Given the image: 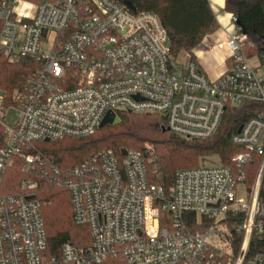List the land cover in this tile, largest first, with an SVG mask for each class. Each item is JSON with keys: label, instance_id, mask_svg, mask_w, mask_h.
I'll list each match as a JSON object with an SVG mask.
<instances>
[{"label": "built area", "instance_id": "2783aa9c", "mask_svg": "<svg viewBox=\"0 0 264 264\" xmlns=\"http://www.w3.org/2000/svg\"><path fill=\"white\" fill-rule=\"evenodd\" d=\"M236 23L231 15L224 72L209 79L195 60L171 54L153 13L117 0H0V62L36 66L11 95L0 90V264H264V64L247 54ZM244 102L262 109L230 138L242 152L228 167L176 171L168 190L155 182L146 145L101 151L65 171L36 147L89 137L120 112L157 116L177 138L207 140L227 107ZM13 168L25 178L10 191ZM42 182L65 188L89 245L48 251Z\"/></svg>", "mask_w": 264, "mask_h": 264}, {"label": "trees", "instance_id": "16d2710c", "mask_svg": "<svg viewBox=\"0 0 264 264\" xmlns=\"http://www.w3.org/2000/svg\"><path fill=\"white\" fill-rule=\"evenodd\" d=\"M138 12L155 14L165 30L171 54L175 57L185 53L195 60L193 50L205 36L218 29L208 0H129ZM224 12L237 20L238 27L246 35L245 46L249 56L260 55L264 64V0H224ZM252 48L249 49V45ZM36 70L29 61L9 64L0 62V90L11 95L15 89L27 82ZM262 106L255 102H244L238 107H227L219 131L207 140H184L171 133H162L164 120L157 116L117 113L116 123L100 128L83 139H64L57 142L38 143L37 149L52 158L61 170H70L94 154L120 149L144 151L146 144L152 146L155 161L150 170L156 183L168 190L176 171L198 167L199 160L216 156L218 163L229 166L231 158L242 152L231 145L230 138L247 119L255 116ZM258 160L252 158L245 168V183L253 182ZM17 168L7 172L6 186L13 191L24 180ZM37 197L41 203V214L47 236V249L58 254L64 244L87 246L90 243L86 227L77 226L72 220L69 195L62 186L40 183ZM241 221V217L239 218ZM258 236L253 234L250 254L257 252ZM226 264V261H220Z\"/></svg>", "mask_w": 264, "mask_h": 264}, {"label": "crops", "instance_id": "0c3cea01", "mask_svg": "<svg viewBox=\"0 0 264 264\" xmlns=\"http://www.w3.org/2000/svg\"><path fill=\"white\" fill-rule=\"evenodd\" d=\"M208 3L215 16L218 29L205 36L192 53L203 73L216 79L224 72V61L227 57L224 45L229 33L231 15L224 12V0H208ZM222 11L224 15H221Z\"/></svg>", "mask_w": 264, "mask_h": 264}, {"label": "rangeland", "instance_id": "374dc122", "mask_svg": "<svg viewBox=\"0 0 264 264\" xmlns=\"http://www.w3.org/2000/svg\"><path fill=\"white\" fill-rule=\"evenodd\" d=\"M221 15H224V12H223V11L221 12ZM228 29H229V32H231V31L234 30V28L231 26V24L229 25V28H228ZM177 59H178V61H180V62H185V61L188 59V56H187L185 53H180V54L177 56ZM251 64H252L253 66H255V67H256L257 65H259V63H258L257 61H255V60L251 61ZM206 75H207V77H208L209 79H213V77L210 76L209 74H206ZM14 115H16V114H12V116H9V118H8L9 123H11V120H13V119L15 118ZM146 146H149V147L152 148V146L149 145V144H146ZM217 165H218V158H217L216 156H211V157H204V158H201V159L199 160V163H198V166L201 167V168H205V167H213V166H217ZM238 196L241 197V198H243L244 193L241 191V192H239Z\"/></svg>", "mask_w": 264, "mask_h": 264}, {"label": "water", "instance_id": "95a60500", "mask_svg": "<svg viewBox=\"0 0 264 264\" xmlns=\"http://www.w3.org/2000/svg\"><path fill=\"white\" fill-rule=\"evenodd\" d=\"M117 1L121 2L126 7V9L129 10L131 13H135L136 12V8L129 2V0H117ZM236 26L238 27L237 23H236ZM242 33L244 34L243 31H242ZM116 121L117 120H116V118L114 116L107 115V117L101 123L100 128H103V127H105L107 125H113V124L116 123ZM240 129H241V126L238 128L237 133H239ZM161 132L162 133H166V132H168V129L162 127Z\"/></svg>", "mask_w": 264, "mask_h": 264}]
</instances>
